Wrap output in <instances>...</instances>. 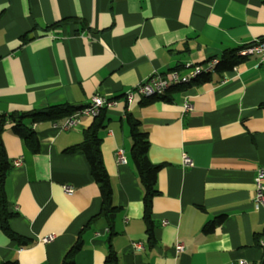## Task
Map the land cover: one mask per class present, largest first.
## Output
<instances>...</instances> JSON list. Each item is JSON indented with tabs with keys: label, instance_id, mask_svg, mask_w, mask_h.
I'll return each instance as SVG.
<instances>
[{
	"label": "crops",
	"instance_id": "0c3cea01",
	"mask_svg": "<svg viewBox=\"0 0 264 264\" xmlns=\"http://www.w3.org/2000/svg\"><path fill=\"white\" fill-rule=\"evenodd\" d=\"M261 38L264 0H0V121L7 117L2 138L13 165L6 180L9 223L33 240L22 245L11 239L0 220V264H62L102 207L86 154L67 151L82 141L96 117L81 115L65 129L67 117L26 116L22 121L39 140L33 151L13 131L9 116L54 105L76 107L73 115L95 94L120 100L101 111L99 131L113 201L120 208L111 240L119 264H239L241 259L264 264V203L259 208L254 203L256 176L264 168L260 57L243 56L203 83L137 96L128 109L123 100L154 71L220 59ZM184 101L193 105L191 111L183 112ZM128 114L148 133L149 159L162 165L152 246L143 219L145 191L130 154ZM119 147L126 163L116 158ZM184 154L194 165L183 163ZM65 185L72 192H65ZM49 234L53 240L40 241ZM109 234L107 219H95L75 263L104 264Z\"/></svg>",
	"mask_w": 264,
	"mask_h": 264
},
{
	"label": "trees",
	"instance_id": "16d2710c",
	"mask_svg": "<svg viewBox=\"0 0 264 264\" xmlns=\"http://www.w3.org/2000/svg\"><path fill=\"white\" fill-rule=\"evenodd\" d=\"M23 40H27L26 36H23ZM243 56L238 54V50H230L224 52L220 58V62L215 68V72H224L235 67ZM212 74V73H211ZM211 74L204 75L199 78L198 83H203L210 80ZM76 107L69 105H54L47 107L41 111H31L23 113L22 115L12 114L9 116L12 121V129L15 133L22 136L27 145L33 150H38L39 140L36 134L30 129L26 123L22 120L26 116H34V120H61L69 117ZM7 117L2 116L0 121V220L1 228L11 239L19 241L22 245H29L33 242L32 239L23 237L16 233L10 227V218L13 213L8 210V196L6 191V180L9 171L13 167L12 162L7 156V152L3 143L2 133L5 129ZM20 120V121H19ZM129 126V133L132 138V147L130 149L131 159L137 169L139 179L144 187L143 197V219L146 223L148 242L152 246L155 243L154 239V221L152 218L153 213V200L158 194L156 188V181L158 172L161 168V164H154L149 159V147L148 133L142 127L141 121L132 114H128L126 118ZM104 125V113L101 112L97 116L94 122L83 131L82 141L74 146H71L67 151L77 152L81 151L86 154L90 165L92 174L99 184L102 207L100 212L93 216L87 225L78 234L74 244L67 250L62 260V264H76L75 257L77 253L83 248L84 244V232L90 226V224L98 217H105L108 221L110 234L108 237V250L105 256L104 264H119V254L112 244V237L115 234L114 224L116 221L119 207L114 204L113 201V188L110 175L104 165L101 154V138L99 131ZM221 219V217H219ZM218 219V220H219ZM213 228V224L208 223L205 227L206 231H210ZM2 264H19L16 260H7Z\"/></svg>",
	"mask_w": 264,
	"mask_h": 264
},
{
	"label": "built area",
	"instance_id": "2783aa9c",
	"mask_svg": "<svg viewBox=\"0 0 264 264\" xmlns=\"http://www.w3.org/2000/svg\"><path fill=\"white\" fill-rule=\"evenodd\" d=\"M238 54L241 56L257 55L260 57L262 63H264V38L256 39L250 44H247L238 50ZM220 62L219 58H211L203 63L186 62L181 67H175L162 73L160 71H154L145 80L140 81L134 87L128 89L124 94V102L128 109L137 96L141 98H151L157 95L164 94L169 88L173 86H186L197 82L199 78L204 75H208L215 72L217 64ZM119 99L109 98L103 95L95 94L92 96L91 102L83 108L76 111L73 115L66 118L61 125L62 128H73L81 115H87L91 117H97L102 110L115 107L119 104ZM193 109V105L189 101L183 102V112H189ZM116 158L120 163H126L127 157L125 149L122 147L117 148ZM21 160H16L15 164H20ZM183 163L185 165H194L192 159L187 155H183ZM65 192H72L71 186H63ZM255 207L259 208L264 203V168L258 170L256 176V194L254 198ZM54 239L53 234H49L40 239L42 242H49ZM178 251L184 248L183 243L178 242L176 244ZM239 264H249L248 260L241 259Z\"/></svg>",
	"mask_w": 264,
	"mask_h": 264
}]
</instances>
